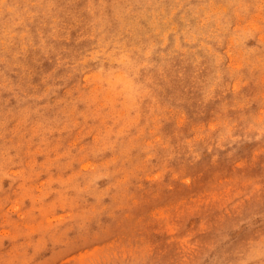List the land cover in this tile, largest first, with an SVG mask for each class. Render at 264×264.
Returning a JSON list of instances; mask_svg holds the SVG:
<instances>
[{
    "label": "rangeland",
    "instance_id": "rangeland-1",
    "mask_svg": "<svg viewBox=\"0 0 264 264\" xmlns=\"http://www.w3.org/2000/svg\"><path fill=\"white\" fill-rule=\"evenodd\" d=\"M0 264H264V0H0Z\"/></svg>",
    "mask_w": 264,
    "mask_h": 264
}]
</instances>
